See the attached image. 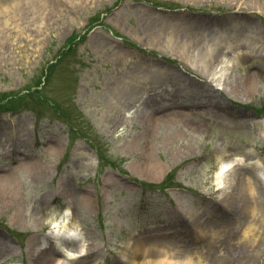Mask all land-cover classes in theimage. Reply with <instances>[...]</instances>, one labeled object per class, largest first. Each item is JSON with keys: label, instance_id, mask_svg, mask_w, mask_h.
Instances as JSON below:
<instances>
[{"label": "rangeland", "instance_id": "obj_1", "mask_svg": "<svg viewBox=\"0 0 264 264\" xmlns=\"http://www.w3.org/2000/svg\"><path fill=\"white\" fill-rule=\"evenodd\" d=\"M37 1L0 0V176L28 215L16 217L0 184V264H141L159 259L150 249L180 246L202 248L209 264L229 249L218 238L211 250L212 229L236 243L251 222L244 263L264 264V218L249 222L264 188L252 180V195L247 182L248 167L264 164V3ZM208 21L203 39L196 29ZM250 34L246 63L239 44ZM228 45L214 81L205 59ZM224 72L257 76L252 96L235 94ZM219 157L236 163L224 188ZM80 195L90 210H75ZM53 219L60 232L78 228L83 255Z\"/></svg>", "mask_w": 264, "mask_h": 264}, {"label": "bare ground", "instance_id": "obj_2", "mask_svg": "<svg viewBox=\"0 0 264 264\" xmlns=\"http://www.w3.org/2000/svg\"><path fill=\"white\" fill-rule=\"evenodd\" d=\"M261 1L264 3V0H261ZM42 3H43V0H39V1L35 2V4L40 5V6L42 5ZM248 3H249V1L247 2V5H248ZM28 7L29 6L26 7V5H22L21 7L18 6L17 12L22 13V14H26L27 12H29ZM209 22H211V21H208V23L206 25L203 24L200 26V28L196 29V30H198L197 35L203 36V39H204V36H206V34H207L206 31H204V30H206L205 28H207L206 26H209L210 28L214 27V26L211 27L212 23H209ZM239 25H240V29H243L242 31L251 30L249 28H253V27H251L252 26L251 24H245L243 22L240 23ZM250 36H252V35L251 34L249 36L246 35L242 39V44H239L242 46H246V48H245L246 50H244L242 52V55H240V57H239V60H241L242 62L246 61V63L256 57V54L252 50V47L257 42L255 41L256 39L254 37H250ZM226 48H230V45H228L227 47L226 46H224V47L220 46V48L216 49V52L211 56V59H208V58L205 59V61L207 63H209V65H207V63H206L207 67L206 66L203 67L204 72L208 73L209 74L208 77L211 79H214V81L215 80L220 81L219 79H216L214 75H216V73H217L218 63L221 64V67H223L222 63H225L227 61L228 54L226 52L228 51V49H226ZM237 53L239 55V53H241V52H237ZM242 62H241V64H243ZM195 64L198 65V63H195ZM231 74H229V73L225 74V72H224V74L221 76V78L224 76L225 82L228 84V86H231L233 92L235 94L239 93L241 95L252 96V94H253L252 87L254 86V83L256 82L257 76L253 75V77L250 79L248 76H245V75L233 76ZM221 81H222V79H221ZM263 124H264V121H263ZM235 159L238 160L240 158L236 157ZM218 161H219V167H218V171L215 174V183L219 187H222L221 185L224 186L229 181H233V180L235 181L236 180L234 177V178H232L233 180L229 179V181H228V179L225 175L226 171L233 164H236V163H235V161H232V160L231 161L225 160L222 157H219ZM147 164H148V168H150V169L152 168L151 170L155 169V167L150 166V163L147 162ZM260 165H261L260 166L261 172H260L259 168H258V171L261 174H259V172L257 171V167H255V166H249L248 167L249 172H251L250 173L251 175L249 174V177H247V182L249 184V190L252 193V195L253 194L255 195V191H256L255 190L256 189L255 182H252V180L258 181V184L261 187L263 185V188H264V164H260ZM154 166H156V165H154ZM156 167H158V166H156ZM10 181H11V179L8 177L0 176V182H1L0 184L2 185V183H4V185H2V186H3V189L5 190V193H7V195L10 196V200L11 201L13 200L14 204L17 203L19 206L18 212H16V217L22 219V222H26V221H28V215L24 212L25 206H24L23 202L19 201V199L17 197V195H18L17 194V184L16 183L11 184ZM9 183H10V185H9ZM255 201H256V198L253 201V204H255V205H253L252 208L250 207L251 214H249V222L251 220H255V219L262 221V219L264 218V201L262 202V204L259 203L260 201H258V202L257 201L255 202ZM73 203H74V208L77 212H83V210H87V209L90 210V208L92 207L91 198H89L88 196H83V195L76 196ZM231 203L233 205L232 207L235 208L236 211H245V210L240 209L238 207L239 202H237L236 200L232 201ZM256 204L261 205V207L256 206ZM248 206L249 205L246 204V208ZM60 223H61V220L59 222L58 219L57 220L53 219V221H51L53 230L54 231L58 230L59 233H62L63 237L68 238L67 240L70 241V244H68L67 242L65 244L67 246L77 247L76 249L77 250L79 249L78 251L81 252L80 255H83L82 250H84V248H82V247L86 243H85L84 237L80 236V234L78 233V231H77L78 228L76 229V226H74V225H69V227H67L65 225L63 227L64 231L61 230V232H60V229H59V227L61 226ZM251 223H249L247 225L246 230L241 235V237L238 238V241H236V243L231 242V239L233 238V235H234V233H231V232H233V231H229L228 236H226L223 234V231H220V228H222V227H219V229H216V230L212 229L213 234H214V235H212V238L214 237V240L213 239L212 240L210 239L211 241L209 240V245L211 246V250L213 251L215 249V247H216L215 240L218 238H221V239L224 238L223 242H225V247L229 248V249H227L228 251H226L225 247H223L225 249V251L228 252L227 255L221 256V257L214 256V257H212V259H211L212 261L209 264H232V261H234L235 264H245L246 262L244 263V261H245V256H246L247 251H248V247H250L256 241L255 238L252 239V238H250V235H249V233L251 231V226H252ZM225 230H227V229H225ZM62 234H60V235H62ZM226 244H228V245H226ZM67 246H64V245L60 246L61 249L65 252V254H64L65 257L69 255V252H67V249H66ZM235 246H236V248H235ZM179 249L180 250L182 249L181 251H183V253L175 252V250H174V252H171V251L165 250L163 248L158 249L157 252L156 251L152 252L150 249L149 254L152 256H158L159 259H157L155 261L150 260L149 263L148 262L146 263L145 261H141L140 263L141 264H205V261H204V259H205V252L204 251L205 250H203L202 248L196 247L195 250H192V249H188V248L183 249V246H180ZM225 251H223V252H225ZM193 254H195V255H193ZM248 260L250 261V258ZM50 263L51 264H64V260L60 257H54L50 261H48L47 259L45 261H41V264H50Z\"/></svg>", "mask_w": 264, "mask_h": 264}, {"label": "clouds", "instance_id": "obj_3", "mask_svg": "<svg viewBox=\"0 0 264 264\" xmlns=\"http://www.w3.org/2000/svg\"><path fill=\"white\" fill-rule=\"evenodd\" d=\"M47 244V242H45V245ZM83 251V250H82Z\"/></svg>", "mask_w": 264, "mask_h": 264}]
</instances>
